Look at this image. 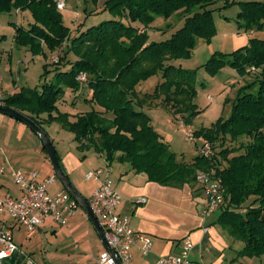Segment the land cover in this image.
<instances>
[{"label":"trees","instance_id":"1","mask_svg":"<svg viewBox=\"0 0 264 264\" xmlns=\"http://www.w3.org/2000/svg\"><path fill=\"white\" fill-rule=\"evenodd\" d=\"M57 1L0 0V13L28 10L33 18L28 26L12 23L17 45L38 53L43 45L56 51L66 42L53 68L46 64L40 88L7 94L3 106L29 117L44 131L45 124L59 123L74 133L79 151L94 150L109 164L128 163L161 185L195 184L198 171L215 169L226 189L217 223L243 241L238 257H264V39L251 38L232 52L216 51L207 60L211 75L227 65L241 76L252 68L259 73L239 89L228 118L193 132L206 138L214 155L200 150L191 159L179 160L145 106H165L186 123L200 112L195 102L196 71L167 60L189 56L200 38L209 41L216 34L211 6L218 0H107L105 8L113 17L85 29L80 24L74 33L64 24ZM236 2L225 0L223 7ZM238 3L239 33L263 29L264 0ZM174 15L183 17L182 26L165 40L148 42L144 31L149 25L159 16ZM50 71L54 75L47 80ZM81 72L88 77L85 100L92 108L63 112L59 102L68 89L79 91ZM154 73L163 76L154 92L137 90ZM255 83L257 90H249Z\"/></svg>","mask_w":264,"mask_h":264},{"label":"crops","instance_id":"2","mask_svg":"<svg viewBox=\"0 0 264 264\" xmlns=\"http://www.w3.org/2000/svg\"><path fill=\"white\" fill-rule=\"evenodd\" d=\"M71 119L75 117L71 116ZM47 125L50 124H45L44 128L48 134ZM38 135L24 122L0 113L1 196H20V186L13 177L16 170L36 171L41 181L54 176V180L47 183L50 195L67 191L61 180L56 183L59 177ZM48 136L59 156L63 173L87 199L100 186L98 180L86 178L87 171L100 167L111 169L113 186L123 199L119 213L128 217L135 230L153 239L147 254L139 250L140 243L133 247V264H157L159 257L178 253L180 241L188 236L193 242L190 257L198 264H247V257H238L244 243L217 223L220 214L216 212L221 213V208L204 215L206 196L200 183L189 184L192 189L185 191V185L176 187L151 182L145 174L133 171L128 163L115 161L109 164L99 153L88 154L90 150L81 152L74 147L60 151L54 138ZM116 163L124 170L123 177L118 179L114 175ZM174 187L185 192L175 191ZM141 197H145L146 202L136 203L135 200ZM80 207L66 223H56L48 218L35 232L0 213V229L10 230L17 245V250L2 264H100L99 257L108 248L85 209L81 207L80 211Z\"/></svg>","mask_w":264,"mask_h":264},{"label":"rangeland","instance_id":"3","mask_svg":"<svg viewBox=\"0 0 264 264\" xmlns=\"http://www.w3.org/2000/svg\"><path fill=\"white\" fill-rule=\"evenodd\" d=\"M236 1V3L223 7L225 0H218L211 6L214 9L217 32L209 41L200 38L198 45L189 56L167 60L168 64L196 71L197 94L195 102L200 112L191 122L186 123L179 115H175L165 106H145V111L152 117L153 124L164 139L168 141L171 150L177 153L179 160L182 158L191 159L199 154L200 148H206L207 145H210L205 137L190 136L189 130L196 132L203 129V127L211 126L212 123L217 122L221 118H228L232 113L233 103L239 89L246 83L253 82L259 73L258 70L252 69L249 75L241 76L235 68L227 65L217 74L211 75L205 67L207 60L216 51L230 53L239 46L247 44L251 38L264 39V28L239 33L236 22V16L240 10L238 2L250 0ZM106 2L107 0H68L66 9L62 10L64 24L74 33V30L80 24H83L82 26L85 29L100 23L102 20L113 17L110 11L105 8ZM13 22L28 26L30 22H33V18L28 10L22 12L13 10L11 13H0V92L4 97L23 88H40V85L45 80L42 74L45 72L46 64L52 69L53 62L58 60L59 52L66 46L65 42L62 49L54 51L47 45H43L42 50L36 53L27 46L17 45L14 40L15 25L12 24ZM183 22V17L181 18L177 15L169 19L159 16L144 33L148 32V42L165 40L180 28ZM53 75V71L48 72L46 79L51 80ZM162 80L163 76L161 73L151 74L138 84L137 90H141L143 93L154 92ZM79 82L81 84L79 91L68 89L62 98L65 100L59 102L61 111L75 114L92 108V104L85 100L89 92L87 82L80 80ZM250 88H252V91H256L258 83L248 89L251 90ZM46 129L49 132L48 134L54 138L55 144L60 151L72 149L73 147L77 148L78 143L73 132L61 128L56 122L52 123V125H47ZM92 152L98 154L94 150H90L87 153ZM50 162L53 164L51 159ZM114 166L116 178L123 177V168L118 163L114 164ZM199 173L218 176L215 169L200 170L197 173L196 184L199 183ZM131 175L134 174L132 173ZM56 180V183L60 182V179L57 178ZM184 188L185 191L192 189L189 184H185ZM174 189H177L175 191L178 192L184 191L180 188L174 187ZM184 208L187 207L184 206ZM79 210L82 211V208L80 207ZM216 213L220 214V211ZM239 241L243 244V241ZM263 260L264 257L258 256L246 258L247 264H260Z\"/></svg>","mask_w":264,"mask_h":264},{"label":"built area","instance_id":"4","mask_svg":"<svg viewBox=\"0 0 264 264\" xmlns=\"http://www.w3.org/2000/svg\"><path fill=\"white\" fill-rule=\"evenodd\" d=\"M68 0H58L57 6L60 10L66 9ZM254 69V68H252ZM80 81H87V74L81 72L78 76ZM0 105H4V96L0 92ZM193 136V131L189 130ZM206 156H213L212 145L200 148ZM2 170V169H1ZM109 167L90 169L86 173L88 180H98L100 186L88 199L103 231L105 238L113 250H105L99 257L100 264H133L132 249L138 243L139 250L147 254L153 246L150 235L135 230L127 216L119 213L122 203V195L115 190L110 176ZM14 181L20 186L21 194L18 197L0 195V213L5 214L20 224L24 225L30 232H35L48 218L56 223H66L71 215H74L79 203L68 191H61L56 195L47 192V183L54 180V176L43 181L39 180L36 171L24 173L21 170L14 172ZM198 182L206 195L204 215L220 208L225 201L226 189L220 176H212L205 173L198 174ZM145 197L135 200L136 203H145ZM207 229V228H205ZM193 247L191 238L185 237L180 241L178 253H170L159 257L157 264H198L190 257ZM17 250L13 234L6 228L0 229V264Z\"/></svg>","mask_w":264,"mask_h":264},{"label":"water","instance_id":"5","mask_svg":"<svg viewBox=\"0 0 264 264\" xmlns=\"http://www.w3.org/2000/svg\"><path fill=\"white\" fill-rule=\"evenodd\" d=\"M0 113L10 115V116L24 122L30 128H32L36 133L39 134V136L42 140L43 146L47 150V152L50 156V159L52 160V162L54 164V168H55V171L57 173V176L64 183V186L66 187L67 191L73 196V198H75L78 201L79 205L83 209H85L89 218L91 219L92 223L94 224L95 228L97 229L98 233L100 234L103 243L107 246L109 251L113 252V250L111 249V247L109 246V244L105 238L104 231H103L96 215L93 212V209L89 203V200L81 194V192L73 185V183L69 180V178L63 173L61 166L59 164V160L57 158L55 147H54L50 137L48 136V134L41 127H39L34 121H32L29 117L19 113L18 111H16L13 108L0 105Z\"/></svg>","mask_w":264,"mask_h":264}]
</instances>
